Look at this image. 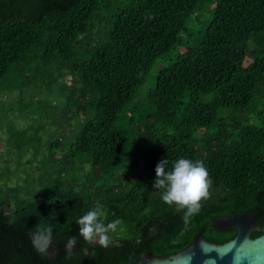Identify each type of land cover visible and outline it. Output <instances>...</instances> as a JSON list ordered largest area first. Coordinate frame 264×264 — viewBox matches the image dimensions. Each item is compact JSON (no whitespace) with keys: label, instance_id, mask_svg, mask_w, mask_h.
Wrapping results in <instances>:
<instances>
[{"label":"trees","instance_id":"1","mask_svg":"<svg viewBox=\"0 0 264 264\" xmlns=\"http://www.w3.org/2000/svg\"><path fill=\"white\" fill-rule=\"evenodd\" d=\"M199 2L0 0V83L14 68L21 85L40 80L78 127L63 153L50 156L54 170L38 184V199L18 200V184L1 189L0 264H134L146 252L182 251L199 231L214 244L232 239L234 231L211 227L216 217L255 214L264 227V0H216L189 32ZM164 58L137 101L147 110L130 115ZM70 89L86 102L72 100ZM164 158L169 170L185 158L208 171L209 196L187 221L152 187ZM147 163L154 172L146 177L138 170ZM97 202L106 222L123 221L108 248L79 237L77 220ZM40 223L53 227L48 256L29 238Z\"/></svg>","mask_w":264,"mask_h":264},{"label":"rangeland","instance_id":"2","mask_svg":"<svg viewBox=\"0 0 264 264\" xmlns=\"http://www.w3.org/2000/svg\"><path fill=\"white\" fill-rule=\"evenodd\" d=\"M215 2L216 0H200L187 24L189 32L194 30L195 16L203 19L205 12L209 13ZM187 49L185 45L179 51L185 52ZM247 59H250V55ZM166 62V58L155 62L136 94L137 97L140 95L139 100H136L137 98L133 100L135 108L130 115H142V106L147 110L148 105L137 101H140L145 91L153 85L158 69ZM20 77V70L14 68L0 83V92L5 95L0 99V191L4 187L21 185L18 200L29 202L40 197L41 190L37 188L38 184L47 179L54 170L49 163L50 156L63 153L73 141L78 127L75 128L76 123L73 125V121L62 113L64 99L57 100L48 94L40 80L29 86L21 85ZM61 81L69 84V76H63ZM7 90L9 92H6ZM68 94L79 104L86 102L74 94L73 89H70ZM59 138L60 147L57 146ZM200 145L201 142H198L194 148H199ZM145 165L138 172L147 177L154 172V168H151L149 163ZM91 173L88 176L90 178L97 174V171L92 170ZM8 213V210H5V215Z\"/></svg>","mask_w":264,"mask_h":264},{"label":"clouds","instance_id":"3","mask_svg":"<svg viewBox=\"0 0 264 264\" xmlns=\"http://www.w3.org/2000/svg\"><path fill=\"white\" fill-rule=\"evenodd\" d=\"M211 181L202 160L192 161L179 158L168 169V160L161 159L155 167V179L152 187L162 190L161 200L168 205H176L177 211H184V220L199 211L200 201L209 196ZM108 212L97 202L95 206L77 220L79 237L88 244H98L108 248L112 245V233L121 229L123 221L116 218L107 221ZM53 227L40 223L29 231L32 247L41 256H48L52 247ZM78 244L76 236L70 237L64 245L66 254L72 255ZM85 257L94 255L88 248L81 249Z\"/></svg>","mask_w":264,"mask_h":264},{"label":"water","instance_id":"4","mask_svg":"<svg viewBox=\"0 0 264 264\" xmlns=\"http://www.w3.org/2000/svg\"><path fill=\"white\" fill-rule=\"evenodd\" d=\"M216 231H234L232 239L214 244L202 239L199 231L182 251L167 257L144 253L134 264H264V227L260 228L255 214L213 218ZM255 238L251 233L260 232Z\"/></svg>","mask_w":264,"mask_h":264}]
</instances>
